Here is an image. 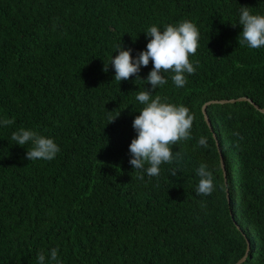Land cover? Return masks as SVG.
I'll use <instances>...</instances> for the list:
<instances>
[{
    "label": "trees",
    "instance_id": "obj_1",
    "mask_svg": "<svg viewBox=\"0 0 264 264\" xmlns=\"http://www.w3.org/2000/svg\"><path fill=\"white\" fill-rule=\"evenodd\" d=\"M241 6L264 15V0H0V121H14L0 124V264H39L41 252L45 264H237L248 243L243 264H264V114L249 102L211 105L212 131L203 115L241 98L264 110V47L239 45ZM183 20L200 33L184 87L168 72L152 90L151 61L114 80L118 47L136 58L150 26ZM145 89L194 116L191 139L172 149L182 158L152 177L129 162ZM21 127L60 152L26 159L31 143L11 139ZM202 163L210 196L196 192Z\"/></svg>",
    "mask_w": 264,
    "mask_h": 264
},
{
    "label": "clouds",
    "instance_id": "obj_2",
    "mask_svg": "<svg viewBox=\"0 0 264 264\" xmlns=\"http://www.w3.org/2000/svg\"><path fill=\"white\" fill-rule=\"evenodd\" d=\"M239 24L243 26V31L238 37L239 45L246 44L252 49L264 47V15L252 14L249 7L241 6ZM146 33L150 40L146 50L140 52L136 58L132 56V49L125 50L123 45L117 48L119 54L112 57L110 63L115 69L114 80L121 82L134 75L138 78L141 66L147 67L151 61L153 69L146 81L151 84L152 90L168 82L162 74L168 72L173 73L171 79L177 87H184L187 83L186 74L192 75L196 72L190 56L195 55L199 47L200 33L197 26L189 20H183L176 25H166L163 31L158 26L152 25ZM196 63L198 64V61ZM104 71H108L106 64ZM152 90L137 91L136 100L143 107L134 119L133 128L137 136L132 139L129 146L132 157L130 164L135 171H146L149 177L158 176L162 164H172L174 159L182 158L180 151L175 152L174 156L172 149L181 141L191 139L194 121V116L188 107L168 103L166 98L160 95H155L153 98ZM112 121L114 119L110 123ZM12 123L14 121L7 118L0 121L3 126ZM233 135L239 138L235 143L239 148V140L243 137L239 132H233ZM11 139L20 146L31 143L26 154V159L30 161L53 160L61 150L52 138L23 127L14 131ZM197 147L207 148V138L201 136ZM146 164L149 166L145 169ZM196 174L200 178L196 189L197 195L210 196L215 190L212 171L202 163L196 169ZM175 175L174 170L172 176ZM139 178L143 179V175ZM50 258L51 261L58 260V249L51 250ZM45 259L42 252L38 254L39 264H45Z\"/></svg>",
    "mask_w": 264,
    "mask_h": 264
},
{
    "label": "water",
    "instance_id": "obj_3",
    "mask_svg": "<svg viewBox=\"0 0 264 264\" xmlns=\"http://www.w3.org/2000/svg\"><path fill=\"white\" fill-rule=\"evenodd\" d=\"M237 102H249L251 105L254 106V108L257 110V111H260L261 113L264 114V110H261L259 107H257L250 99L248 98H241V99H238V100H230V101H213V102H210L208 104H206L204 107H203V115L205 117V121L209 127V129L212 131V127H211V124H210V121L208 119V116H207V108L211 105H217V104H220V105H225V104H234V103H237ZM214 139H216V136L214 135ZM218 146V144H217ZM219 148V146H218ZM220 152V151H219ZM220 156H221V153H220ZM221 164H222V169L224 171V176H225V179H226V173H225V164L223 162V158L221 156ZM239 228V227H238ZM240 229V228H239ZM248 243V242H247ZM250 252V245L248 243V246H247V252H246V255L245 257L240 260L237 264H243L246 260H247V257H248V254Z\"/></svg>",
    "mask_w": 264,
    "mask_h": 264
}]
</instances>
